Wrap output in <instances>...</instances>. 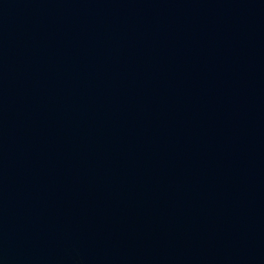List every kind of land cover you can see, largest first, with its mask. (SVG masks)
Listing matches in <instances>:
<instances>
[{"label":"water","instance_id":"1","mask_svg":"<svg viewBox=\"0 0 264 264\" xmlns=\"http://www.w3.org/2000/svg\"><path fill=\"white\" fill-rule=\"evenodd\" d=\"M0 264H264V0H0Z\"/></svg>","mask_w":264,"mask_h":264}]
</instances>
